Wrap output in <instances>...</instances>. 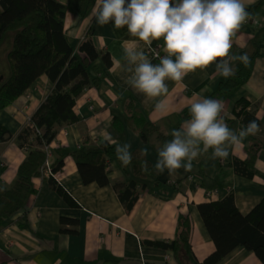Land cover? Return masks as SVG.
<instances>
[{"label":"crops","instance_id":"obj_1","mask_svg":"<svg viewBox=\"0 0 264 264\" xmlns=\"http://www.w3.org/2000/svg\"><path fill=\"white\" fill-rule=\"evenodd\" d=\"M59 1L68 3V0ZM243 2L247 8L256 4L260 7L233 38L231 53L256 55L251 76L226 94L218 93L227 78L214 75L215 66L204 72L190 73L181 83L169 80L166 82L169 87L166 113L156 112L152 103L145 104L144 96L125 82L129 74L124 70L123 42L137 38L131 37L126 28L115 29L111 23L100 26L93 10L85 19L72 11L67 13L66 27L71 42L78 47L91 32L97 48L111 53L113 66L98 87H91L80 96L75 107L79 120L62 127L51 148L74 150L104 142L117 146L127 143L131 145L130 152L139 149L150 159L154 171L145 179L146 191L128 210L113 184L128 180L131 174L117 156L110 158L108 168L112 183L105 186L97 182L85 183L75 158L67 156L56 179L69 191L76 205L53 189L47 179L34 177L37 190L30 195L26 207L0 227V264H192L184 249L177 254L171 248L144 242H172L187 226L191 229L192 252L203 262L216 250V244L199 204L222 200L233 193L238 209L247 215L264 200V0ZM139 47L153 64L159 63L151 53L155 47L166 55L163 40L153 41L151 48L140 42ZM238 62H232L233 70ZM95 64L101 65V60ZM52 88V80L42 75L25 95L0 112V121L15 135L0 142L7 164L0 167L3 188L14 185L19 167L27 157L26 149L17 143L16 136L38 112ZM194 93L222 101L225 105L222 115L229 128L238 130L247 125L246 122L256 120L260 131L246 137L234 150L230 149L225 159H212L209 150L192 162L190 172L181 168L172 176L167 170L158 174L154 168L157 149L170 141L171 132L190 118L188 101ZM129 100L137 104V108L132 107L133 111L139 109L165 137L153 134L144 139L141 136L133 118L129 120L132 114L126 108ZM241 100L247 101V105L238 115ZM251 137L262 145L255 163V175L246 178L236 172L233 162L236 158H248ZM63 218L69 222L62 223ZM217 264L264 262L255 250L238 245Z\"/></svg>","mask_w":264,"mask_h":264},{"label":"trees","instance_id":"obj_2","mask_svg":"<svg viewBox=\"0 0 264 264\" xmlns=\"http://www.w3.org/2000/svg\"><path fill=\"white\" fill-rule=\"evenodd\" d=\"M94 6L95 0H68L67 4L59 0H0V112L25 95L42 75H47L53 82L47 99L32 118L33 124L25 126L16 136L17 143L26 149L27 157L19 167L14 185L0 188V227L26 207L30 195L37 190L33 179L41 175L49 160L48 150L59 128L79 120L75 111L78 99L87 89L99 86L113 66L111 53L97 48L91 32L78 47L67 34V13L72 11L85 19ZM259 7L256 4L247 8L252 18ZM244 54L250 62L247 66L238 62L234 75L221 84L218 93H228L251 76L256 55ZM98 59L101 65L95 64ZM133 103L129 100L126 108L132 113L129 120L133 118L141 136L144 139L153 134L165 137L157 125L143 117L139 109L133 111L132 107L137 108V104ZM246 105L245 100L238 103V115L244 112ZM14 136L0 121V142ZM250 143L248 158H236L233 162L236 172L246 178L255 175V163L262 145L255 137H251ZM116 147L104 142L99 146H82L74 150H53L55 157L46 179L70 204L76 205L69 191L56 179V174L63 170L66 157L72 155L75 158L85 183L97 182L105 186L112 183L108 167L110 158L117 156ZM131 154L130 167H126L130 178L113 184L128 210L146 191L145 179L154 171L150 159L141 150ZM145 163L147 172L143 171ZM199 209L216 244V250L203 262H199L192 252L189 226L172 242H144L150 246L171 248L177 254L184 249L192 264H217L238 245L255 250L264 262V200L247 215L238 209L233 193L222 200L200 203ZM66 222L69 221L63 218L62 223Z\"/></svg>","mask_w":264,"mask_h":264},{"label":"clouds","instance_id":"obj_3","mask_svg":"<svg viewBox=\"0 0 264 264\" xmlns=\"http://www.w3.org/2000/svg\"><path fill=\"white\" fill-rule=\"evenodd\" d=\"M93 14L100 26L111 23L115 29L126 28L131 37L123 42L125 82L144 103L154 104L156 112L168 111L167 81L181 83L190 73L215 66L214 75H234L232 62L248 65L247 54H232L233 38L242 25L252 19L243 0H95ZM163 40L165 56L153 64L139 43L151 48ZM190 118L171 132L172 139L157 149L154 168L158 174L175 175L211 150L212 159H225L229 150L240 146L248 136L260 131L256 120L233 130L225 123V105L220 100L194 93L188 101ZM202 145V147H201ZM131 145L117 146L122 165L132 161ZM147 172V164L143 166Z\"/></svg>","mask_w":264,"mask_h":264},{"label":"rangeland","instance_id":"obj_4","mask_svg":"<svg viewBox=\"0 0 264 264\" xmlns=\"http://www.w3.org/2000/svg\"><path fill=\"white\" fill-rule=\"evenodd\" d=\"M88 36V35H87ZM155 48H158V47H155ZM159 49V48H158ZM160 50V49H159ZM164 54V53H163ZM100 85V84H99ZM96 87H98V86H96ZM31 125V124H33L32 123V118L31 119H29V121L27 122V125ZM26 125V126H27ZM69 125V124H68ZM67 125H64V126H62V127H66ZM62 127H60L59 128V131H58V134H59V132L61 131V129H62ZM57 134V135H58ZM90 146H94V145H90ZM59 148H63V147H53V148H51V145H50V149L48 150V156H49V160H47V163H51L53 160H54V155H53V150H56V149H59ZM47 163L45 164V167L44 168H42V173H41V175H39V176H41L43 179H45L46 180V178H47V176H48V170L46 169V167H47ZM5 166H7V164H6V160H5V157H4V152L0 149V167L2 168V167H5ZM38 177V176H37ZM0 188H3L2 186H1V184H0ZM5 188V187H4Z\"/></svg>","mask_w":264,"mask_h":264},{"label":"built area","instance_id":"obj_5","mask_svg":"<svg viewBox=\"0 0 264 264\" xmlns=\"http://www.w3.org/2000/svg\"><path fill=\"white\" fill-rule=\"evenodd\" d=\"M152 51H153V54L157 60H159V58H162L163 56H165L158 48H154ZM46 169L48 170V173H49L50 163H47Z\"/></svg>","mask_w":264,"mask_h":264},{"label":"bare ground","instance_id":"obj_6","mask_svg":"<svg viewBox=\"0 0 264 264\" xmlns=\"http://www.w3.org/2000/svg\"><path fill=\"white\" fill-rule=\"evenodd\" d=\"M151 53H153V51H151ZM153 57L155 58L154 54H153ZM156 59V58H155Z\"/></svg>","mask_w":264,"mask_h":264}]
</instances>
